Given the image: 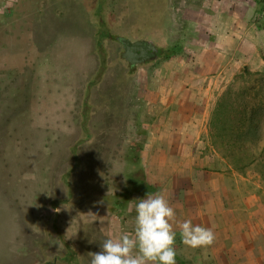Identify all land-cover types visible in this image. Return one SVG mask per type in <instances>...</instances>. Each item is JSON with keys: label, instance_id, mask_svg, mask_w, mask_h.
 I'll return each instance as SVG.
<instances>
[{"label": "rangeland", "instance_id": "374dc122", "mask_svg": "<svg viewBox=\"0 0 264 264\" xmlns=\"http://www.w3.org/2000/svg\"><path fill=\"white\" fill-rule=\"evenodd\" d=\"M186 7L0 0V264H90L106 238L133 235L139 200L124 193L143 173L222 197L199 264H264V24L219 25L222 55L196 58L211 42ZM117 35L162 55L130 70Z\"/></svg>", "mask_w": 264, "mask_h": 264}, {"label": "crops", "instance_id": "0c3cea01", "mask_svg": "<svg viewBox=\"0 0 264 264\" xmlns=\"http://www.w3.org/2000/svg\"><path fill=\"white\" fill-rule=\"evenodd\" d=\"M256 4L257 2L255 0H193V2L189 3L186 0V9L188 11L187 18L190 17V14H194L192 12L193 9L196 10L199 8L201 10L200 17L196 16V19H192V23L200 27L204 41H207L204 37L208 35V40L210 39L209 42H211L208 49L195 50L194 55L196 58H216L219 54L222 55L224 50L219 47L218 39L216 38V40L211 41V38H213L211 35L214 34L212 32H214L219 25L223 27H243L242 31L244 30L245 32L250 31L255 26L258 27V25H263L264 23H261V21L264 20V1L262 7L259 9H257ZM254 16L256 17L254 18ZM198 39L199 38H196V41ZM189 88H191V86L188 87V89ZM178 145L179 144H174L173 146V144H171L167 151L172 152L170 150H175ZM172 164L173 163H171V165ZM174 176V178L166 179L161 183L150 181L156 187V191L153 195L156 193L164 195L170 206H172L176 212V223L173 224L174 230L176 231V254L181 258H186L189 261L191 260L192 263L199 264L200 261L196 259L199 257L202 259V257H204L201 252V249L204 248L192 249L185 246L181 239L178 223L184 220H191L194 225L199 224L206 227V218L204 214H206L205 216L216 214L224 204L221 199L222 197L219 198L217 195H213L212 198L208 199L204 198L206 195L201 185L197 182L196 177H190L189 175V177L185 178L177 176V173H175ZM211 186H213L214 189L216 188L215 185ZM134 198L140 200L146 197L142 198L138 194H135ZM236 230L238 229L235 228L233 235L231 234L234 244H237L235 236ZM243 235L242 247L244 251H248L247 248L245 249V245L252 240L251 230L249 228H243ZM208 254L209 253L205 254L206 258L209 257ZM243 264L251 263L248 259V261L243 262Z\"/></svg>", "mask_w": 264, "mask_h": 264}, {"label": "clouds", "instance_id": "9594fccd", "mask_svg": "<svg viewBox=\"0 0 264 264\" xmlns=\"http://www.w3.org/2000/svg\"><path fill=\"white\" fill-rule=\"evenodd\" d=\"M135 211L133 235L106 238L101 251L90 253V264H176V212L165 196L148 194L139 200ZM178 227L183 244L189 248H205L215 242L211 227L194 225L191 220L179 222Z\"/></svg>", "mask_w": 264, "mask_h": 264}, {"label": "water", "instance_id": "95a60500", "mask_svg": "<svg viewBox=\"0 0 264 264\" xmlns=\"http://www.w3.org/2000/svg\"><path fill=\"white\" fill-rule=\"evenodd\" d=\"M116 39L122 44L123 51L121 56L126 59L131 65H138L144 62L147 52L152 49L151 56L147 58H156L155 50L157 49L156 44L152 40L148 39H136L132 40L129 37L117 35Z\"/></svg>", "mask_w": 264, "mask_h": 264}, {"label": "trees", "instance_id": "16d2710c", "mask_svg": "<svg viewBox=\"0 0 264 264\" xmlns=\"http://www.w3.org/2000/svg\"><path fill=\"white\" fill-rule=\"evenodd\" d=\"M257 3H259L260 0H255ZM173 54V52H169L166 56V58H170V56ZM243 159L236 158L233 159V162H235L238 165L242 164ZM130 186L124 193L125 195H133L138 194L142 198L147 197L148 194H153L156 191V187L150 182L148 177L143 173L142 177H133L130 180ZM176 264H192L189 260H186L184 258H181L178 254H176Z\"/></svg>", "mask_w": 264, "mask_h": 264}, {"label": "flooded vegetation", "instance_id": "af4514ba", "mask_svg": "<svg viewBox=\"0 0 264 264\" xmlns=\"http://www.w3.org/2000/svg\"><path fill=\"white\" fill-rule=\"evenodd\" d=\"M144 39H147V38H144ZM117 40V39H116ZM148 40H151V39H148ZM103 41H104V37L102 38V43H103ZM118 41V40H117ZM153 42H154V44H156V46H157V49L154 51L155 52V56H156V58H154V59H152V58H147V56L148 55H150L151 56V52L153 51L152 49H150L148 52H147V56L145 57V60H144V62L143 63H141V64H146V63H150V62H152V61H154V60H157V59H159L160 58V56L162 55V52H163V49H162V46L161 45H159L156 41H154V40H152ZM119 42V41H118ZM120 43V42H119ZM121 44V43H120ZM122 45V44H121ZM122 48H123V46H122ZM123 51V50H122ZM122 57V56H121ZM152 57V56H151ZM122 59L127 63V65H128V68L130 69V70H133V69H135L136 68V65H131L126 59H124L123 57H122ZM87 99L88 98H86V101H87ZM84 116L86 117V115L84 114ZM83 129H84V131L86 132V133H89V131H88V129L86 128V126L84 125L83 126ZM74 257V254H72V251H71V249H67V250H65V254L62 256V257H60V256H55L54 257V261L56 262L57 260H59V259H64V261H68L69 259H71V258H73ZM53 261V262H54Z\"/></svg>", "mask_w": 264, "mask_h": 264}]
</instances>
